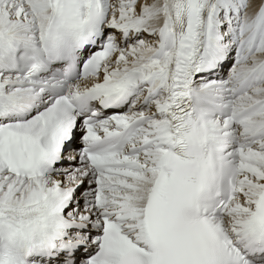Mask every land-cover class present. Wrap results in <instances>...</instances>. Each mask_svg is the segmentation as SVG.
<instances>
[{
  "label": "snow or ice",
  "instance_id": "snow-or-ice-1",
  "mask_svg": "<svg viewBox=\"0 0 264 264\" xmlns=\"http://www.w3.org/2000/svg\"><path fill=\"white\" fill-rule=\"evenodd\" d=\"M0 264H264V0H0Z\"/></svg>",
  "mask_w": 264,
  "mask_h": 264
}]
</instances>
